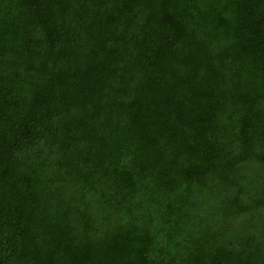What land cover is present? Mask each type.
Wrapping results in <instances>:
<instances>
[{
    "label": "trees",
    "instance_id": "16d2710c",
    "mask_svg": "<svg viewBox=\"0 0 264 264\" xmlns=\"http://www.w3.org/2000/svg\"><path fill=\"white\" fill-rule=\"evenodd\" d=\"M0 264H264V0H0Z\"/></svg>",
    "mask_w": 264,
    "mask_h": 264
}]
</instances>
